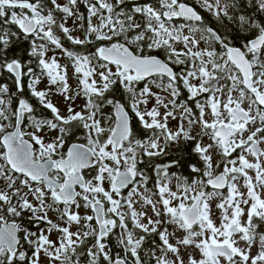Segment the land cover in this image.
Returning <instances> with one entry per match:
<instances>
[{
	"label": "snow or ice",
	"instance_id": "snow-or-ice-1",
	"mask_svg": "<svg viewBox=\"0 0 264 264\" xmlns=\"http://www.w3.org/2000/svg\"><path fill=\"white\" fill-rule=\"evenodd\" d=\"M0 264H264V0H0Z\"/></svg>",
	"mask_w": 264,
	"mask_h": 264
},
{
	"label": "flooded vegetation",
	"instance_id": "flooded-vegetation-1",
	"mask_svg": "<svg viewBox=\"0 0 264 264\" xmlns=\"http://www.w3.org/2000/svg\"><path fill=\"white\" fill-rule=\"evenodd\" d=\"M187 2L191 3V2H192V0H187ZM198 10H199V9H198ZM202 15H205V18H206V19H208V16H207V14H206V13H204L203 11H202Z\"/></svg>",
	"mask_w": 264,
	"mask_h": 264
}]
</instances>
